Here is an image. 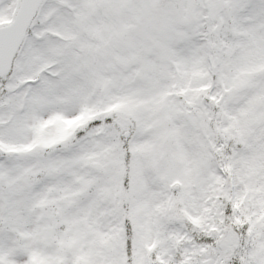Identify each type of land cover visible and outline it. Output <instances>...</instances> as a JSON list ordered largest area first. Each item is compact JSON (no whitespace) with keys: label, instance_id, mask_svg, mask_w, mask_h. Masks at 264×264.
<instances>
[{"label":"snow or ice","instance_id":"obj_1","mask_svg":"<svg viewBox=\"0 0 264 264\" xmlns=\"http://www.w3.org/2000/svg\"><path fill=\"white\" fill-rule=\"evenodd\" d=\"M0 264H264V0H0Z\"/></svg>","mask_w":264,"mask_h":264}]
</instances>
